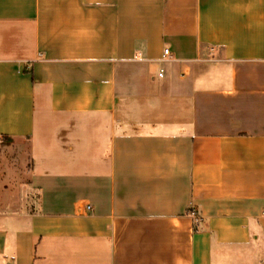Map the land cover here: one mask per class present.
I'll return each instance as SVG.
<instances>
[{
    "label": "crops",
    "instance_id": "obj_1",
    "mask_svg": "<svg viewBox=\"0 0 264 264\" xmlns=\"http://www.w3.org/2000/svg\"><path fill=\"white\" fill-rule=\"evenodd\" d=\"M0 264H264V0H0Z\"/></svg>",
    "mask_w": 264,
    "mask_h": 264
},
{
    "label": "built area",
    "instance_id": "obj_2",
    "mask_svg": "<svg viewBox=\"0 0 264 264\" xmlns=\"http://www.w3.org/2000/svg\"><path fill=\"white\" fill-rule=\"evenodd\" d=\"M169 50L168 49H164V51H163V57H169ZM136 58V57H135ZM158 76L159 77H162V71H160L159 72V74H158ZM85 209L86 210H91V207H90V205H86L85 206ZM192 217H196V214H195V212L194 211H191L190 213H189Z\"/></svg>",
    "mask_w": 264,
    "mask_h": 264
},
{
    "label": "rangeland",
    "instance_id": "obj_3",
    "mask_svg": "<svg viewBox=\"0 0 264 264\" xmlns=\"http://www.w3.org/2000/svg\"><path fill=\"white\" fill-rule=\"evenodd\" d=\"M20 146V147H19ZM18 147L20 148V149H24V151H25V148H26V145L24 144L23 145V143H19L18 144ZM17 149V148H16Z\"/></svg>",
    "mask_w": 264,
    "mask_h": 264
}]
</instances>
